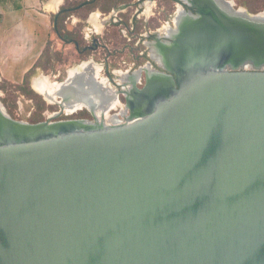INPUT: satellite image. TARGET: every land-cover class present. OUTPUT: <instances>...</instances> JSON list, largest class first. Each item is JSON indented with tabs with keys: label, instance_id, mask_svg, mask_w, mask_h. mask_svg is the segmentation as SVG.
I'll return each mask as SVG.
<instances>
[{
	"label": "water",
	"instance_id": "95a60500",
	"mask_svg": "<svg viewBox=\"0 0 264 264\" xmlns=\"http://www.w3.org/2000/svg\"><path fill=\"white\" fill-rule=\"evenodd\" d=\"M189 3L174 76L126 97L138 119L32 123L0 101V264H264V71L222 66L264 60V27Z\"/></svg>",
	"mask_w": 264,
	"mask_h": 264
},
{
	"label": "rangeland",
	"instance_id": "374dc122",
	"mask_svg": "<svg viewBox=\"0 0 264 264\" xmlns=\"http://www.w3.org/2000/svg\"><path fill=\"white\" fill-rule=\"evenodd\" d=\"M64 1L66 2L67 5L68 4L74 5L78 1L80 2L82 0H63V2ZM110 1L112 2V0H98L96 2V7L91 11H96V12L101 11V13H103L104 11L102 10V8L105 7ZM120 1L123 0H116L115 4ZM156 1L159 2V6H161L160 0H156ZM231 1H233L237 6L246 8L251 13L264 11V0H231ZM107 12L108 11H106V13ZM109 12H111V9L109 10ZM86 13L87 12H85V10H81L78 13L74 12L69 14L64 19V23H63L64 26L67 29L73 30L75 32L76 38L80 39V44H81L80 46L90 45L92 38L95 36L99 38V41L101 43H105V47L99 48L98 50H91L88 48L86 52L79 53L75 48L73 42L62 41L50 29L49 30L50 33L48 32V36L43 38L44 40L46 39L45 43L47 44V46L44 51V54L40 59V65L35 67L32 71H30V73L26 78L27 81L26 83L29 85L30 89L33 92L35 91L31 88V83L35 78L39 76H46L50 81L62 82L64 79H66L68 70L79 66L81 63H83V61L85 62L92 61L93 64L99 67L98 77L100 79L108 80L110 75H113L114 79L115 78L118 79V72L124 73L126 71H129V66L132 65L133 61H135V55L139 51V48L135 47V44H133L132 41H128L127 38L123 36V32H121L120 28L124 29V27L123 26L119 27L118 25L113 26L110 23L109 25L105 24V26H102L103 28L101 29L99 28V33L90 32L88 29H86L88 28L86 19L89 16L88 15L89 12L87 14ZM103 16L108 17L107 14L102 15L101 17ZM112 16L115 18L123 17L121 13H117L116 15H112ZM155 19L156 18H154L150 22L152 21L155 22ZM164 19L160 18V21L157 22L159 23V26H162L161 28H163L164 26L162 25L164 23L163 22ZM95 31H98V29H96ZM85 32L89 33L87 38H84ZM127 35L129 37H133V35L130 36V32L127 33ZM28 39L31 40V43L30 41H28ZM135 40L137 39L135 38ZM127 43L133 45L134 50L127 48L126 47ZM17 44L18 45H16L15 50L11 46L7 45L8 50L5 52V54L2 53L0 54V84L4 87L2 89L0 88V98L5 99L6 103L11 108V111L15 119L29 122L31 116L36 111L35 101L32 98L27 97L22 91L17 89L16 86L17 84H20L23 81L24 73L30 68L33 61L40 54L37 53V50L39 49V37L38 38L19 37L17 38ZM109 51L110 53L111 52L112 53L110 54ZM106 83L108 84V86L106 87L110 86L113 88L112 86L113 83H111V85L107 81ZM84 89H90V88H84ZM113 91H117V90L113 88ZM38 95L45 103V107L41 113L43 120L48 118V116H51L56 113H58V115L55 118H53L55 120L68 118V117L77 118V116H81V114L84 113L88 114V112L85 109H83L71 115H65L63 107L61 108L58 103H48L43 99V97L40 94ZM61 99L59 98L58 102L64 100L62 97ZM119 100H120V104L122 103L123 105L117 104L116 107L118 108L116 111L110 112L116 107L109 109L110 115L120 116L126 114V109L124 104L125 99L121 98ZM119 106H122L121 110L122 109L124 110L122 114L118 112ZM88 120L93 121V119H88Z\"/></svg>",
	"mask_w": 264,
	"mask_h": 264
},
{
	"label": "flooded vegetation",
	"instance_id": "af4514ba",
	"mask_svg": "<svg viewBox=\"0 0 264 264\" xmlns=\"http://www.w3.org/2000/svg\"><path fill=\"white\" fill-rule=\"evenodd\" d=\"M93 1L95 0H85L84 2L79 4L77 8H80L86 5L87 3H91ZM194 1H197L199 4L202 3L200 5L203 8H206V4H210V1L212 3H215L216 6L219 5L218 0H194ZM160 4L161 6H159V2H157L156 0H125V1H120L116 3L114 6H112L111 12L108 11L107 13L106 12L101 13L100 11L101 15L107 14L108 17L111 18V24L113 26L116 25H118L119 27L123 26L124 29L120 28L121 32H123V36L127 38L128 41H132L133 44H135V47L139 48V51L135 55V61H133L132 65L129 66V71L123 73L125 79L122 80L120 78L123 75L122 72H118V79L116 78L114 79L113 75H110L109 78L107 77L108 80L106 79V81L109 82L110 85L111 83H113L112 86L117 90L118 93L117 97L119 99L124 98L126 101V97L128 96V94L131 95L132 93H134L133 83L136 82L135 83L136 86L138 88H142L146 84V82L150 79L149 77L154 75V71L160 72L166 76H174L173 73H171L165 68V64L167 63V58L169 57L170 54V49L175 43V36L173 37V31L174 29L177 30L179 29L178 25L177 27H175L174 20L178 17L177 13L179 10L183 11V15L180 16V18H178L179 19L178 21L184 22L187 20L186 18L188 16H192L193 18H195L194 16L198 15L197 13L198 8L196 5L192 6L189 3V0H178V1L160 0ZM234 5H235L234 6L235 9H239V8L243 9V7L237 6L235 3ZM243 10L245 11V13L251 14V12H249L246 8H244ZM93 12L95 11H90L89 14ZM117 13H121L123 17L115 18L112 16V15H116ZM209 15L210 13L209 14L207 13L204 17L208 18ZM154 18H156L155 22L154 21L150 22ZM160 18L163 19L165 18L163 21L164 23L162 25H164L163 27L165 28V30H168V33L164 31V28H161L162 26H159V23H157L158 21H160ZM109 24L110 23H107V25ZM161 30H163V32H160ZM129 32H130V36L133 35V37H129L127 35V33ZM95 33H99V31H96ZM135 38L137 40H135ZM74 45L79 53H84V51L88 50V48L91 50H98L99 48L105 47V43H101L99 41V38L95 36L92 38L91 44L88 46H84L83 48H80L76 42L74 43ZM126 45L127 48L134 50V46L130 45V43H127ZM158 54H160L161 57L160 63L155 57ZM231 65L235 66V68L238 70L258 69L264 71V60L261 61L259 60L256 63V61L251 56L244 57L241 60H238L236 65L225 63L222 66L229 67ZM146 66H148L150 71L145 69L141 71L139 76L134 77L136 71L141 70ZM131 77H134L132 79L135 80V82L130 80ZM154 77L156 76H153V78L151 79H154ZM126 85H128V89L126 88ZM84 109L88 112V115L90 116L89 113L90 111L86 108ZM141 111H142L141 106H139V102H138V104L132 105V112L131 110L128 109V113L126 114V116L130 115L131 113L140 114ZM77 118H81V117H77Z\"/></svg>",
	"mask_w": 264,
	"mask_h": 264
},
{
	"label": "bare ground",
	"instance_id": "6f19581e",
	"mask_svg": "<svg viewBox=\"0 0 264 264\" xmlns=\"http://www.w3.org/2000/svg\"><path fill=\"white\" fill-rule=\"evenodd\" d=\"M218 1H219V5L217 6L219 7L218 9L220 10V12L224 13L229 18L233 19L235 17V19H237L239 22L243 24L244 23L247 24L250 21L258 22L260 26L264 27V11L259 12L255 16L245 15L244 14L245 11L243 10L244 8L235 9L234 8L235 5L231 0L229 1L218 0ZM177 14L178 17L174 20V24L175 27H177L178 25L179 29L178 30L174 29V31L172 30L173 37L180 32V25L181 23H183L181 21H178L179 20L178 18H180V16L183 15V11L179 10ZM164 31L168 33V30H165V28ZM160 32H163V30H161ZM155 57L160 63V58H161L160 54H158ZM255 61L257 63L259 60H255ZM145 69L150 71L148 66H146L145 68L136 71L134 77L139 76L141 71ZM98 72H99V67L93 64L92 62L87 61V62H83L77 67L68 70L67 77L62 82L50 81L46 76H39L33 80L32 88L36 93L40 94L46 102L60 103L66 114L74 113L84 108L88 109L90 112H92L95 115L97 120L91 121L88 119H84L83 122L85 124H90L91 126L94 127L96 126L109 127L117 124L129 123L131 121L138 119L144 114V112L141 111L140 114L131 113L130 115L126 116V114L128 113V109L125 105L126 114L120 116L110 115L109 109H112L113 107H116L117 104H120V100L117 97L118 96L117 91H113V88L110 86L106 87L108 86L106 80L100 79L98 77ZM157 75H164V74L154 71L153 76H157ZM153 76L150 77L148 76V77L151 79L153 78ZM134 77H131L130 80L135 82V80L132 79ZM120 78L122 80L125 79L124 74ZM84 88H90V89H84ZM126 88L128 89V85H126ZM131 96L132 94L131 95L128 94V97ZM61 97L64 100L58 102V99L59 98L61 99ZM120 105L123 104L121 103ZM121 107L122 106H119V111H118L120 112V114H122L124 111L123 109L121 110ZM117 108L118 107H116L113 110L116 111ZM113 110H111L110 112H112Z\"/></svg>",
	"mask_w": 264,
	"mask_h": 264
},
{
	"label": "crops",
	"instance_id": "0c3cea01",
	"mask_svg": "<svg viewBox=\"0 0 264 264\" xmlns=\"http://www.w3.org/2000/svg\"><path fill=\"white\" fill-rule=\"evenodd\" d=\"M62 4L63 0H0V54H5L8 50L7 45L15 50L19 37H39L37 53H41L46 44V39L43 38L48 36L50 29L53 31L52 17L58 13ZM101 16L99 11L89 14L86 19L88 26L86 29L95 33L96 29L99 31L103 25L111 23V18ZM88 35L89 33L85 32L84 38ZM28 41L31 43L30 39Z\"/></svg>",
	"mask_w": 264,
	"mask_h": 264
},
{
	"label": "trees",
	"instance_id": "16d2710c",
	"mask_svg": "<svg viewBox=\"0 0 264 264\" xmlns=\"http://www.w3.org/2000/svg\"><path fill=\"white\" fill-rule=\"evenodd\" d=\"M85 0L82 1H78L76 4L72 5V4H66V2L64 1L63 4L61 5V7L59 8V11L56 15H54L52 17L53 20V26H52V30L53 32L56 34V36L61 39L64 42H73V43H77L78 46L80 48H83L84 46H80V39L76 38L75 32L73 30H69L64 26V19L66 16H68L71 13H78L81 10H85V12H90L91 10H93L96 7V2L98 0H95L91 3H87L86 5L77 8V6L79 4H81L82 2H84ZM116 0H112V2L110 1L105 7L102 8V10L104 12L109 11L111 9V7L115 4ZM125 1V0H123ZM86 13V14H87ZM0 24H1V15H0ZM47 44H45L43 50L41 51V53L39 54V56L36 58V60L34 61V63L32 64L31 68H29L23 75V81L20 84H17L16 88L19 89L20 91H22L27 97L32 98L35 101L36 104V111L34 112V114L31 116L29 122H38V121H42L43 117L41 115L42 110L45 107V103L44 101L41 99V97L36 94L35 92H33L29 85L26 83V78L28 76V74L30 73V71H32L35 67L40 65V59L42 57V55L44 54V51L46 49ZM86 52V51H84ZM0 88H4L1 84H0ZM1 102L3 103V105L5 106L7 112L9 113V115L12 118H15L11 108L8 106V104L6 103L4 98H0ZM77 117H81V118H88L90 119L91 117L84 113L81 114V116H77ZM70 118V117H68ZM73 118V117H72ZM76 118V117H74Z\"/></svg>",
	"mask_w": 264,
	"mask_h": 264
},
{
	"label": "built area",
	"instance_id": "2783aa9c",
	"mask_svg": "<svg viewBox=\"0 0 264 264\" xmlns=\"http://www.w3.org/2000/svg\"><path fill=\"white\" fill-rule=\"evenodd\" d=\"M81 110V109H80ZM80 110H78V111H80ZM113 111H115V110H113ZM77 112V111H76ZM76 112H74V113H76ZM64 114L65 115H71V114H73V113H70V114H66L65 112H64Z\"/></svg>",
	"mask_w": 264,
	"mask_h": 264
}]
</instances>
